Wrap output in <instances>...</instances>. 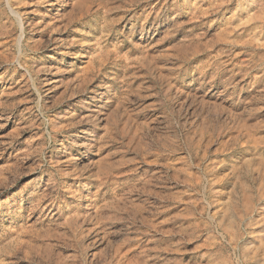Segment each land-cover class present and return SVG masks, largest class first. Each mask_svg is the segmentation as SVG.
<instances>
[{"label":"rangeland","instance_id":"rangeland-1","mask_svg":"<svg viewBox=\"0 0 264 264\" xmlns=\"http://www.w3.org/2000/svg\"><path fill=\"white\" fill-rule=\"evenodd\" d=\"M0 264H264V0H0Z\"/></svg>","mask_w":264,"mask_h":264},{"label":"bare ground","instance_id":"bare-ground-1","mask_svg":"<svg viewBox=\"0 0 264 264\" xmlns=\"http://www.w3.org/2000/svg\"><path fill=\"white\" fill-rule=\"evenodd\" d=\"M73 1H74V0H73ZM66 2H67V1H66ZM66 4H67V3H66ZM13 11H15V10H13ZM56 13H57V12H56ZM56 13H55V14H56ZM16 15H17V14H16ZM56 15H57V14H56ZM58 17H61V16H58ZM58 17H57V18H58ZM57 18H56V19H57ZM61 19H62V18H61ZM58 20H59V19H58ZM55 21H56V20H55ZM46 25H47V24H46ZM55 27H56V26H55ZM3 127H4V125L2 126V128H3Z\"/></svg>","mask_w":264,"mask_h":264}]
</instances>
